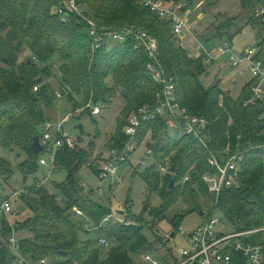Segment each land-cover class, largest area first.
I'll return each instance as SVG.
<instances>
[{"label":"trees","instance_id":"trees-1","mask_svg":"<svg viewBox=\"0 0 264 264\" xmlns=\"http://www.w3.org/2000/svg\"><path fill=\"white\" fill-rule=\"evenodd\" d=\"M76 1L84 16L99 25L133 27L157 39L160 62L167 75L176 80L181 105L188 114L210 123L204 132L206 143L181 128H171L166 118L159 115L142 122L136 140L139 144L148 141L147 148L154 151L151 156L155 160L143 177L147 186L159 193L162 206L150 207L147 202L142 215L131 221L127 210H120L116 218L111 209L92 199L93 189L85 192L80 169L89 165L94 171L99 170L88 161L89 152L67 145L60 147L54 168L65 172L66 178L53 182L55 191L39 180L23 188L11 201L14 208L15 201H19L29 211L24 220L12 222L13 212L2 217L0 264H18L20 257L26 258L28 264H38L43 259L48 264H136L134 256L152 243L143 231L148 224L144 214L159 221L167 209L186 198L193 203L192 211L206 215L218 208L232 231L252 232L246 240L264 243V153L250 149L264 143V135L259 134L264 128V104L244 105L252 96L250 84L239 97L224 90L220 81L206 85L208 65L204 55L191 58L190 51L173 32L174 21L160 17L137 0ZM199 1L163 0L168 6L181 5L183 11ZM241 1L245 8L242 15L255 20L253 9L257 1ZM60 5L62 0H0V149L22 151L26 158L20 167L27 176L36 174L41 167L46 149L37 154L34 138L42 139L43 127L50 122L46 111L59 98L49 79H58L61 96L69 98L77 111L92 113L91 107H87L89 102L111 104L120 91L126 104L118 117V131L109 140L110 148L118 150L129 142L125 133L128 118L141 107L156 108L157 93L162 88L150 74L148 50L136 49L134 38L96 50L88 34L87 20L75 13L67 22L62 21ZM240 17L234 18L235 24ZM219 26L216 35L223 37L232 28V21L229 28L224 22ZM223 28L226 30L222 31ZM26 50L31 54L20 62ZM237 150H243V155L236 183L226 187L216 202L203 182V175L213 170L208 159L211 152L223 155ZM161 166L168 171L163 173ZM13 175V164L0 154V187ZM187 176L189 180L184 181ZM200 194L212 202L207 213L197 199ZM76 207L94 223L98 233L95 239L88 232L85 233L89 240L80 237L83 222L74 211ZM184 216L181 211L173 218L174 227H179ZM15 235L19 239L18 251L8 244V239ZM101 237L111 242L106 247V257ZM81 245L86 249V257ZM157 256L163 263L166 261Z\"/></svg>","mask_w":264,"mask_h":264},{"label":"rangeland","instance_id":"rangeland-1","mask_svg":"<svg viewBox=\"0 0 264 264\" xmlns=\"http://www.w3.org/2000/svg\"><path fill=\"white\" fill-rule=\"evenodd\" d=\"M244 12L245 8L241 0H200L191 5L188 10H180L179 15L187 20L188 26L184 31L185 34L179 35L177 38L181 42L185 39L186 48L190 53L194 54L199 52L200 46L216 51L226 41L230 42L231 47L236 52L261 45L264 42V26L256 19L243 16ZM237 16L241 17L235 24L236 20L234 18ZM231 21L232 28L227 31L226 35L223 37L217 36L215 29L222 22L226 23L229 28ZM226 28H223L222 31H225ZM30 54L31 52L26 50L21 56L20 62L25 61ZM207 69V75L204 77L205 84L209 85L215 81H220L221 87L224 90L231 91L235 97H239L246 85L250 84L254 78L245 69V66L238 69L232 67L229 55H224L213 64H209ZM48 82L53 85L55 92H61L60 82H58L57 78H51ZM73 104L69 98L63 96L61 99L59 97L54 107L46 112L52 127L51 131L57 133L58 126L62 124L64 131L75 142L73 149L79 148L88 151V161L95 164L97 169H99L94 171L89 165L80 169L81 183L85 187V192L88 193L90 189H93L92 199L111 209L113 211L112 214L116 218L119 217L120 210H127L130 214V221L134 220L136 215H142L147 202L150 203V207L161 208L162 201L159 193L152 191L143 177L155 162L153 156L147 154L148 141L138 145L131 154L129 161L121 164L117 163L119 165L118 174L113 175V177L103 178L100 172L104 163L111 157L109 140L118 131V117L126 104V99L121 95L120 91L117 92V97L111 104L100 105L102 111L100 115H94L84 109L77 111L74 109ZM78 124H82L85 127L84 134L81 133ZM0 154L11 161L14 169L13 178L0 187V198L10 196V199L14 202L17 194L23 188L35 184L36 180L43 181V185L55 191V188L52 187L53 182L59 183L66 178V173L60 172L59 168L43 165L36 174L29 175L27 181H25L26 174L20 167V164L25 161V154L18 149L8 151L2 148L0 149ZM42 157L48 158L49 153L44 151ZM142 157H146V160L142 161ZM118 176L122 179L120 185L118 183L112 184L113 181H118ZM187 199H181V202L167 209L163 214L164 218L159 221L153 216L150 217L148 214H144L148 224L144 222L146 225L143 231L152 243L147 249L134 256L136 264H147L143 260V252L154 253L156 256L158 254L170 264H174L177 252L182 248L188 247L186 237L204 222L206 215L198 210L192 211L193 203L190 199V201ZM197 199L200 200L203 211L209 212L212 202L203 194L198 195ZM15 204L16 206L10 216V220L12 222L24 220L29 211L21 202L15 201ZM181 211H183L185 216L178 223L179 227L176 228L174 227L173 218ZM215 214L221 220L219 229L228 232L232 231L224 215L219 210ZM77 217L79 221L83 222V230L80 232L82 240H89V237L95 239L98 233L94 230V223L86 216ZM85 232L90 233L89 237ZM81 248L84 257H86L84 245H81ZM107 250V248L104 249L105 254L103 257L107 256Z\"/></svg>","mask_w":264,"mask_h":264},{"label":"built area","instance_id":"built-area-1","mask_svg":"<svg viewBox=\"0 0 264 264\" xmlns=\"http://www.w3.org/2000/svg\"><path fill=\"white\" fill-rule=\"evenodd\" d=\"M143 5L149 6L154 12H157L160 17L171 19L174 21L173 32L183 35L187 28V20L181 18L179 12L181 5L168 6L163 0H137ZM257 3L253 9V16L264 26V0H256ZM59 13L62 21L67 22L70 15L77 13L88 22V34L92 40L93 48L96 50L107 46L110 43L127 42L134 38V47L136 49H147L150 56L149 71L153 79L161 86V90L157 93L158 104L156 108L150 110L147 106L139 108L138 112L133 113L125 125V133L129 137V142L123 149H111V157L104 163L102 168V177H113L119 173V165L129 161L131 154L138 147L139 143L136 136L139 133L143 121H148L156 116L166 118V123L171 128H181L186 134L195 136L197 139L206 143L204 138L205 130L209 128L210 123L207 119L197 115L188 114L180 101L178 100L177 85L174 77L167 75L163 64H161L159 56V43L155 37L147 31L135 30L133 27L111 28L99 25L95 20L84 16L81 5L76 0H62ZM183 45V42H181ZM186 48V46H184ZM197 53H191V58L201 57L204 55V63L207 65L213 64L216 60L221 59L224 55H229V60L232 67L240 68L245 66V69L251 74L253 81L250 83V91L252 96L247 99L244 105H254L257 102L264 104V42L261 45H256L251 48L236 52L231 47L230 42L226 41L218 47L216 51L209 48L199 47ZM37 89V88H36ZM57 96L63 98L58 92ZM91 107L92 114L100 115L102 113L100 105H95L92 102L87 104ZM264 121V113H263ZM57 133L51 131L50 122L44 125V133L41 143L44 149L49 153L48 158L42 157L40 164L49 165L51 168L55 166L56 154L60 147H74L75 142L70 135L64 131L62 124L58 126ZM259 134L264 135V128ZM206 136V135H205ZM251 150L258 149L264 153V143L255 144L250 147ZM153 150H147L148 155H153ZM243 150L236 152H224L223 155L211 152L208 159L209 165L213 168L210 173L203 175V182L206 184L208 193L213 195L216 202L226 187H233L236 183L240 171V161L242 159ZM160 170L163 173L167 172L166 166H161ZM118 181L112 184L122 182L120 176ZM189 180L187 176L184 181ZM218 208L206 214L204 222L197 229L186 237L187 246L177 252L174 264H264V243H252L246 240L252 232L246 231L242 233L234 231H225L219 229L221 220L215 214ZM14 211V204L11 199L0 198V232L4 226L2 217L9 215ZM75 212L78 215H85L84 211L76 207ZM208 215V216H207ZM109 219V218H108ZM100 243L106 248L111 245L107 237H101ZM8 244L13 250L18 251L19 239L18 236H11L8 239ZM143 260L147 264H170L168 261L154 255V253L143 252ZM18 264H28L24 257H20ZM38 264H48L47 259L41 260Z\"/></svg>","mask_w":264,"mask_h":264},{"label":"water","instance_id":"water-1","mask_svg":"<svg viewBox=\"0 0 264 264\" xmlns=\"http://www.w3.org/2000/svg\"><path fill=\"white\" fill-rule=\"evenodd\" d=\"M124 92H125V91H124ZM78 127L80 128L81 133L84 134V133H85V127H83L82 124H78ZM33 143H34V148L36 149V153H37V154H39L40 152H43V150H44V146H43L42 143H41V138H40V136H36V137L34 138V142H33ZM145 158H146V157H143L142 161H145ZM27 179H28V176L26 175V176H25V181H27ZM174 184H175L174 181H172V183H171L172 188L175 186ZM202 214H204V213L202 212Z\"/></svg>","mask_w":264,"mask_h":264},{"label":"crops","instance_id":"crops-1","mask_svg":"<svg viewBox=\"0 0 264 264\" xmlns=\"http://www.w3.org/2000/svg\"><path fill=\"white\" fill-rule=\"evenodd\" d=\"M185 37V36H184ZM185 40V39H184ZM184 40H182V42H183V46H186V44H185V41ZM62 99V98H61ZM142 159H143V157H142ZM145 160H146V158H145Z\"/></svg>","mask_w":264,"mask_h":264}]
</instances>
